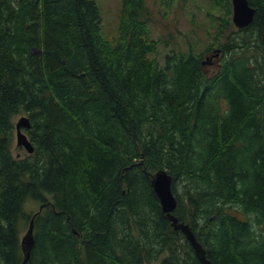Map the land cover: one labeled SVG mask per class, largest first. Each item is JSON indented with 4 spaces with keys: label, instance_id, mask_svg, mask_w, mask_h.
<instances>
[{
    "label": "trees",
    "instance_id": "16d2710c",
    "mask_svg": "<svg viewBox=\"0 0 264 264\" xmlns=\"http://www.w3.org/2000/svg\"><path fill=\"white\" fill-rule=\"evenodd\" d=\"M247 2L236 28L231 0H210L212 41L160 63L146 0H120L109 40L96 0H0V264H21L32 218L27 264H201L160 169L210 264H264V0Z\"/></svg>",
    "mask_w": 264,
    "mask_h": 264
},
{
    "label": "rangeland",
    "instance_id": "374dc122",
    "mask_svg": "<svg viewBox=\"0 0 264 264\" xmlns=\"http://www.w3.org/2000/svg\"><path fill=\"white\" fill-rule=\"evenodd\" d=\"M96 3L102 16L101 34L108 40L112 39L116 34L120 0H96ZM146 3L152 12L149 27L151 36L159 42L157 58L160 63L163 62L164 55L171 50H186L191 46L196 53L202 52L218 31L220 22L216 19L222 15L220 11L211 9L210 0H174L169 3L162 0H146ZM208 68L213 70L215 66L210 65ZM21 116H25L24 113L14 117V124ZM12 152L21 156L27 153L24 148L16 146L15 131ZM178 191H182L181 184L178 185ZM38 208V201L30 199L24 204L27 212H34Z\"/></svg>",
    "mask_w": 264,
    "mask_h": 264
},
{
    "label": "water",
    "instance_id": "95a60500",
    "mask_svg": "<svg viewBox=\"0 0 264 264\" xmlns=\"http://www.w3.org/2000/svg\"><path fill=\"white\" fill-rule=\"evenodd\" d=\"M232 2V21L237 28H243L251 23L254 10L248 5L247 0H231ZM30 122L26 116H21L15 124V138L16 146L22 147L27 153H32L33 148L28 140V137L24 130L30 129ZM171 176L165 170H157L151 179V186L155 192L162 212L165 213L175 229H181L186 238L191 243L195 250V253L200 260L201 264H210L205 258V253L200 244L196 241L193 233L188 226L182 223H176V219L172 216V212L177 205L175 195L171 187ZM33 218L29 221L28 228L25 234L21 238V250L23 253V260L21 264H27L30 257V252L34 244L33 236Z\"/></svg>",
    "mask_w": 264,
    "mask_h": 264
}]
</instances>
